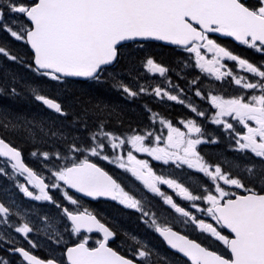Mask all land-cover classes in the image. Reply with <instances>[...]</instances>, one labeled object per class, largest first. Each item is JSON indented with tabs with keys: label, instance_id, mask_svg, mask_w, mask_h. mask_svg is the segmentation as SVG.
Wrapping results in <instances>:
<instances>
[{
	"label": "snow or ice",
	"instance_id": "6c2138e0",
	"mask_svg": "<svg viewBox=\"0 0 264 264\" xmlns=\"http://www.w3.org/2000/svg\"><path fill=\"white\" fill-rule=\"evenodd\" d=\"M0 32V264H264V0H0Z\"/></svg>",
	"mask_w": 264,
	"mask_h": 264
},
{
	"label": "flooded vegetation",
	"instance_id": "af4514ba",
	"mask_svg": "<svg viewBox=\"0 0 264 264\" xmlns=\"http://www.w3.org/2000/svg\"><path fill=\"white\" fill-rule=\"evenodd\" d=\"M5 39H6L5 34L0 32V41H4ZM227 42L230 44V46L232 48H234L237 51V53H241V54H243L247 57H250V58L259 59V56H258V54L255 53V50L247 49L246 46L239 45L238 42L231 41V38H227ZM11 46L13 47L14 50L23 51L21 45H19V44H12ZM228 91H231V89H229ZM157 110L166 112V114L170 118L176 116L177 114H179L183 111V109L179 105H175V104L161 105ZM205 151L216 152V151H220V149L209 147V148H206ZM26 162H28V161H26ZM102 166H104L105 170L109 171L110 173L113 170V166H111V165L104 164ZM84 203L89 208L102 211L106 215L112 211V208L110 206L102 204V203L98 204L96 202L91 201L90 198H86ZM129 227H135V225L129 224ZM153 243H158V241L153 240ZM24 246L27 247L26 244ZM48 252H49V249L45 245V246L39 247L35 251L34 254L40 256L41 258H45L48 255Z\"/></svg>",
	"mask_w": 264,
	"mask_h": 264
},
{
	"label": "rangeland",
	"instance_id": "374dc122",
	"mask_svg": "<svg viewBox=\"0 0 264 264\" xmlns=\"http://www.w3.org/2000/svg\"><path fill=\"white\" fill-rule=\"evenodd\" d=\"M140 103H143V101H141ZM131 108H134L135 111H137V114L139 115V108L137 107V105L133 104V105H130Z\"/></svg>",
	"mask_w": 264,
	"mask_h": 264
},
{
	"label": "trees",
	"instance_id": "16d2710c",
	"mask_svg": "<svg viewBox=\"0 0 264 264\" xmlns=\"http://www.w3.org/2000/svg\"><path fill=\"white\" fill-rule=\"evenodd\" d=\"M134 111H135V109L134 108H132ZM135 113L137 114V111H135ZM138 115V114H137Z\"/></svg>",
	"mask_w": 264,
	"mask_h": 264
}]
</instances>
